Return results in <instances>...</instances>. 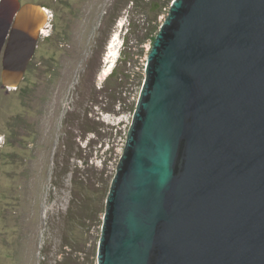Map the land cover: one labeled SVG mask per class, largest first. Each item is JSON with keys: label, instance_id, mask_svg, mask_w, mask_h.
<instances>
[{"label": "water", "instance_id": "95a60500", "mask_svg": "<svg viewBox=\"0 0 264 264\" xmlns=\"http://www.w3.org/2000/svg\"><path fill=\"white\" fill-rule=\"evenodd\" d=\"M47 16L0 0V51L14 23L3 87L20 84ZM97 258L264 264V0H173L147 58Z\"/></svg>", "mask_w": 264, "mask_h": 264}, {"label": "rangeland", "instance_id": "374dc122", "mask_svg": "<svg viewBox=\"0 0 264 264\" xmlns=\"http://www.w3.org/2000/svg\"><path fill=\"white\" fill-rule=\"evenodd\" d=\"M21 1L48 16L18 88L7 92L0 70V264H98L107 195L173 0ZM126 30L111 72L110 42Z\"/></svg>", "mask_w": 264, "mask_h": 264}, {"label": "flooded vegetation", "instance_id": "af4514ba", "mask_svg": "<svg viewBox=\"0 0 264 264\" xmlns=\"http://www.w3.org/2000/svg\"><path fill=\"white\" fill-rule=\"evenodd\" d=\"M19 1H20L21 5L26 4V3H23L21 0H19ZM27 3H28V2H27ZM18 12H19V9L17 10V12H16L15 15H17ZM13 25H14V23H11V25H10V27H9V30H8V34H7L6 38H5L4 44H3L2 49H1V51H0V70H1V73H2V70H3V58H4V53H5L6 47H7V45H8V42H9V40H10V38H11V31H12V29H13ZM45 25H46V23H45ZM45 25H44V26H45ZM43 28H44V27H42V28L40 29V31H39V37H38V41H37V44H36V48H35L34 54H33L32 58H31L30 62L28 63V66H27V68H26V71H25V73H24L23 78L21 79L20 84L25 80V78L27 77V74L30 73L32 69H34L35 58H37L38 48H39V46H40L41 38H42V35H43ZM36 66H37V68H40V67L42 66V61H41V60H38L37 63H36ZM1 79H2V78H1ZM1 81H2V80H1ZM20 84H19V85H20ZM19 85H18V86H19ZM18 86L15 87V88H18ZM2 87H3V81H2ZM3 88L8 92L10 88H14V87H8V86H7V87H3ZM4 143H5V141H4V140L2 139V137L0 136V147H1Z\"/></svg>", "mask_w": 264, "mask_h": 264}, {"label": "clouds", "instance_id": "9594fccd", "mask_svg": "<svg viewBox=\"0 0 264 264\" xmlns=\"http://www.w3.org/2000/svg\"><path fill=\"white\" fill-rule=\"evenodd\" d=\"M123 29H121V31H122ZM124 31L125 30H123V33H124ZM127 32L125 33V35L123 36L122 35V33H121V35H122V41H120L119 42V45H118V40L116 41V39H115V41H114V43H113V48H114V53L112 54V55H109V57H110V59L109 60H107V62H108V64H109V66H110V69H111V72H112V70H113V68H114V66H115V64H116V62L118 61V59H119V57H120V55H121V53H122V47L124 46V44H125V41H126V37H127V35H128V30H126ZM117 51V52H116ZM116 52V53H115ZM115 54V55H114ZM108 57V58H109Z\"/></svg>", "mask_w": 264, "mask_h": 264}, {"label": "bare ground", "instance_id": "6f19581e", "mask_svg": "<svg viewBox=\"0 0 264 264\" xmlns=\"http://www.w3.org/2000/svg\"><path fill=\"white\" fill-rule=\"evenodd\" d=\"M113 43H114V41H113V39H112V41L110 42V46H109V48L112 49V50H113ZM107 55H108V57H109L110 54H107ZM106 60H108V58H106L105 61H106Z\"/></svg>", "mask_w": 264, "mask_h": 264}, {"label": "built area", "instance_id": "2783aa9c", "mask_svg": "<svg viewBox=\"0 0 264 264\" xmlns=\"http://www.w3.org/2000/svg\"><path fill=\"white\" fill-rule=\"evenodd\" d=\"M45 28H46V25H45L44 28H43V34H44V32H45Z\"/></svg>", "mask_w": 264, "mask_h": 264}]
</instances>
